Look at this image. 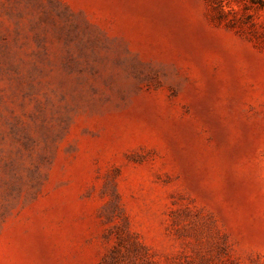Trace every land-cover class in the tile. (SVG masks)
Listing matches in <instances>:
<instances>
[{"label":"rangeland","instance_id":"374dc122","mask_svg":"<svg viewBox=\"0 0 264 264\" xmlns=\"http://www.w3.org/2000/svg\"><path fill=\"white\" fill-rule=\"evenodd\" d=\"M0 264H264V0H0Z\"/></svg>","mask_w":264,"mask_h":264}]
</instances>
